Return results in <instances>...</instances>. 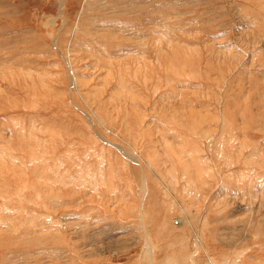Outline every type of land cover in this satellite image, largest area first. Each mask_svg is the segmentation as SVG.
<instances>
[{
  "label": "rangeland",
  "instance_id": "rangeland-1",
  "mask_svg": "<svg viewBox=\"0 0 264 264\" xmlns=\"http://www.w3.org/2000/svg\"><path fill=\"white\" fill-rule=\"evenodd\" d=\"M0 264H264V0H0Z\"/></svg>",
  "mask_w": 264,
  "mask_h": 264
},
{
  "label": "bare ground",
  "instance_id": "bare-ground-1",
  "mask_svg": "<svg viewBox=\"0 0 264 264\" xmlns=\"http://www.w3.org/2000/svg\"><path fill=\"white\" fill-rule=\"evenodd\" d=\"M83 1H86V0H83ZM161 20H165V18H161ZM120 23V22H119ZM103 38V37H102ZM107 38V37H106ZM105 38V39H106ZM52 43V42H51ZM122 44H124L125 46H127V47H130V48H142V49H144V44L143 43H137V45H135L134 43V41L128 36V37H123V42H121ZM135 45V46H134ZM55 47V46H54ZM113 48H115V46H110L109 47V49H113ZM116 49V48H115ZM122 149V148H121ZM130 156H132V155H130ZM133 158V157H132ZM141 169V168H140ZM142 173V172H141Z\"/></svg>",
  "mask_w": 264,
  "mask_h": 264
}]
</instances>
